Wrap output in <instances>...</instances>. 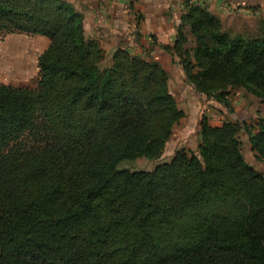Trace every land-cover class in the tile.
<instances>
[{"label": "trees", "instance_id": "obj_1", "mask_svg": "<svg viewBox=\"0 0 264 264\" xmlns=\"http://www.w3.org/2000/svg\"><path fill=\"white\" fill-rule=\"evenodd\" d=\"M231 34L189 3L173 47L195 91L230 109L233 90L264 105V19ZM0 32L45 37L36 89L0 84V264H264V173L239 134L201 119L198 154L153 171L184 118L161 65L86 35L67 0H0ZM189 37L192 41H190ZM250 137L264 164V120Z\"/></svg>", "mask_w": 264, "mask_h": 264}, {"label": "rangeland", "instance_id": "obj_2", "mask_svg": "<svg viewBox=\"0 0 264 264\" xmlns=\"http://www.w3.org/2000/svg\"><path fill=\"white\" fill-rule=\"evenodd\" d=\"M78 5L81 6L79 1ZM220 10L226 12V7L221 4ZM219 17L227 32L252 35L257 32L259 21L264 19V10L254 16L237 11L232 16L220 15ZM87 33L90 37L91 33L89 31ZM189 39L192 41L190 37ZM48 45V39L39 35L0 32V84L15 88L36 89L39 81L38 60ZM101 48L107 52L106 48L102 46ZM148 58L145 61L156 62L167 72L170 92L176 99L178 108L184 113V118L175 126L160 161L153 162L140 158L134 162H124L119 168L131 172H151L157 166L168 163L179 151L185 150L198 154L201 142L200 123L205 116L212 127H221L224 123L248 125L249 132L242 130L239 134L242 152L249 165L264 173V164L258 160L250 144V137L256 133L257 124L260 120H264V105L257 98L243 90H233L229 97L231 107L227 109L198 94L187 82L177 59H173L168 64L163 57L156 54Z\"/></svg>", "mask_w": 264, "mask_h": 264}, {"label": "crops", "instance_id": "obj_3", "mask_svg": "<svg viewBox=\"0 0 264 264\" xmlns=\"http://www.w3.org/2000/svg\"><path fill=\"white\" fill-rule=\"evenodd\" d=\"M68 1L84 16L86 35L89 31L90 38L97 40L107 53L120 48L144 60L156 54L167 63L174 58L163 47L174 46L188 2L206 5L216 16H232L237 11L254 16L264 10V0H212L210 3L207 0ZM221 4L226 12L220 10Z\"/></svg>", "mask_w": 264, "mask_h": 264}, {"label": "built area", "instance_id": "obj_4", "mask_svg": "<svg viewBox=\"0 0 264 264\" xmlns=\"http://www.w3.org/2000/svg\"><path fill=\"white\" fill-rule=\"evenodd\" d=\"M209 3L212 1V0H207Z\"/></svg>", "mask_w": 264, "mask_h": 264}]
</instances>
